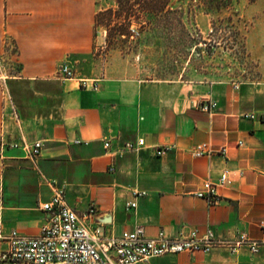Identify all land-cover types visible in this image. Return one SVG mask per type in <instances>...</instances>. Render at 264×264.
<instances>
[{"label": "crops", "instance_id": "crops-1", "mask_svg": "<svg viewBox=\"0 0 264 264\" xmlns=\"http://www.w3.org/2000/svg\"><path fill=\"white\" fill-rule=\"evenodd\" d=\"M99 4L0 0V237L37 234L46 224L41 203L63 188L78 213L95 207L92 224L108 235L141 225L148 236L211 229L227 242L241 233L264 239V120L247 116L264 111V98L226 82L142 79L112 54L103 58L105 38L94 32ZM62 63L72 78L57 73ZM83 79L91 80L87 87ZM205 98L216 102L211 112L200 109ZM138 137L145 140L139 151L124 148ZM37 140L42 148L32 157ZM201 142L215 151L193 156ZM161 146L171 148L158 155ZM224 168L229 181L216 187L218 202L197 197ZM132 200L137 205L128 208ZM151 263L264 264V245L255 253L218 246L166 254Z\"/></svg>", "mask_w": 264, "mask_h": 264}, {"label": "rangeland", "instance_id": "rangeland-1", "mask_svg": "<svg viewBox=\"0 0 264 264\" xmlns=\"http://www.w3.org/2000/svg\"><path fill=\"white\" fill-rule=\"evenodd\" d=\"M107 2L100 0L98 7ZM194 3L174 0L182 9L167 18V27L132 23L139 36L125 43L105 40L101 55L112 54L142 79L226 82L264 98V0H233L212 12ZM97 30L106 38L103 27ZM3 62L15 70L8 58Z\"/></svg>", "mask_w": 264, "mask_h": 264}, {"label": "built area", "instance_id": "built-area-1", "mask_svg": "<svg viewBox=\"0 0 264 264\" xmlns=\"http://www.w3.org/2000/svg\"><path fill=\"white\" fill-rule=\"evenodd\" d=\"M132 31L138 33L133 28ZM57 73L64 78L74 76L73 70L65 63L59 65ZM89 82L91 80L83 79L85 87ZM235 88H238V85H235ZM215 107L216 102L210 98H205L200 104L203 111L211 112ZM247 116L264 120V111L253 112ZM74 142L81 141L77 139ZM240 144L242 142H239ZM109 145V141L104 142L105 148ZM144 146V138L138 137L127 141L124 148L128 151H139ZM41 148L42 141L37 140L28 148L29 154L36 157ZM170 148L158 147L156 153L160 155ZM214 151L206 142L198 143L191 149L195 157L210 156ZM218 151L225 155L226 147L223 146ZM228 181L229 170L224 168L217 182L205 180L203 189L195 195L214 204L220 198L216 187L223 186ZM145 194V191H133L135 198ZM136 205L135 200L126 204L128 208ZM40 208L46 214V224L37 234L28 235L12 230L8 235L0 237L5 243L4 247L0 244V264H152L151 259L166 254L208 253L218 246L228 247L232 252H236L241 246H247L255 253L264 245V239H251L245 233L239 234L232 242L223 241L218 239L211 229L202 234L192 230L188 235L171 238L166 236L163 230H159L154 236H148L144 227L138 225L132 231L108 235L100 226L92 224L95 207L91 205L85 212L78 213L66 202L63 188L55 189L51 198L41 203ZM260 227L264 232L263 220L260 221Z\"/></svg>", "mask_w": 264, "mask_h": 264}, {"label": "trees", "instance_id": "trees-1", "mask_svg": "<svg viewBox=\"0 0 264 264\" xmlns=\"http://www.w3.org/2000/svg\"><path fill=\"white\" fill-rule=\"evenodd\" d=\"M194 5L207 12L221 11L228 8L233 0H190ZM253 1V0H252ZM99 4L100 0H96ZM108 5V6H107ZM106 6L100 7L94 18V32L103 27L106 33V43L116 40L125 43L128 39L138 37L131 24L136 22L140 27L147 26L148 29L157 25L167 27V18L182 8L174 4V0H108ZM182 22L181 19L176 20Z\"/></svg>", "mask_w": 264, "mask_h": 264}]
</instances>
